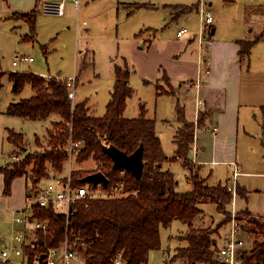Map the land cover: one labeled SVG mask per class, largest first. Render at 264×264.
I'll return each mask as SVG.
<instances>
[{"label":"crops","instance_id":"1","mask_svg":"<svg viewBox=\"0 0 264 264\" xmlns=\"http://www.w3.org/2000/svg\"><path fill=\"white\" fill-rule=\"evenodd\" d=\"M98 1L106 0H80L78 8L75 7L72 0H68L65 4L63 16L57 15L56 10L60 0H0V3L8 9L6 18L13 17L17 13L28 14L35 11L37 13V30L39 34L40 27L53 24L52 22L46 24L44 18H63L67 15L68 6L70 15L74 17L72 11L75 9L78 12L80 10L81 13L84 12L81 7L83 3L85 8L91 9L92 6L99 5L97 4ZM199 1L108 0L107 12H103L110 21L113 20V16L116 14V23H119L125 29L122 38L132 39L133 54L130 68L133 74L131 80L133 75H137L147 85H153L156 98H161L165 111L167 109L170 111V117L160 116V119L157 112L146 111L147 118L156 122V135L161 141L164 154L169 159L177 157L176 137L183 126L177 113L178 107H180L184 111L185 119L196 126L190 158L199 167L200 176L209 186L227 184L231 181L230 172L234 171L233 163H235L240 166V175L237 178L238 187L242 191L244 190L245 194L247 193L245 199L248 200L247 182L241 186L239 178L247 175L264 177V0H207L209 9L215 15V23L212 28L214 31L213 47L210 51L203 53L204 60L207 61L206 65L201 64V55L195 41V35L200 27ZM139 2L151 5L153 8L142 10L131 8L120 18L121 7L128 8L127 5ZM184 9L187 11L183 13L182 10ZM149 11L157 15L158 18L162 17L163 24L161 25L160 22L158 24L145 23L147 19L143 16ZM85 12L88 11L85 10ZM167 21L174 22L175 31L172 37L166 32L170 23L165 27ZM17 23L21 27L27 25L22 20L17 21ZM80 26L79 24L78 27ZM183 27H187L189 32L184 37L179 38L177 33ZM121 63L123 65L117 63L114 65V74L116 65L124 66L128 64L130 66L126 59ZM206 67L210 68L211 73L204 78L199 89L189 90L186 83L195 82ZM8 72H12V69ZM57 73L59 74L52 75L51 73L45 74V72L36 71V74L46 78L49 76L64 78L62 72ZM5 80H8L12 96L3 111V115L5 117L20 118L8 115L7 111L10 104L29 99L35 92L30 84H26L21 93L14 95L12 92L13 82L10 81L9 74L2 78L0 87L3 86ZM114 84L115 79L110 91V98ZM156 84L163 87L165 85L167 87H164L165 90L171 89L173 92L159 95L162 90L161 88L160 91L157 90ZM28 88L30 90L24 93ZM75 98L76 103L84 100L81 97L79 98L78 91ZM129 99L127 100L124 117L127 119L138 118L141 110H139V114H126ZM85 100L93 116L102 117L105 114L108 103H106L105 111L102 114V111L98 113L94 106L89 103V99ZM199 100L202 101L200 106L198 104ZM200 113L203 115L201 125L198 124ZM96 114L98 115L96 116ZM59 120L60 118L57 115H52L47 120L37 121H47L46 123L49 124L45 131V134H47L53 123ZM4 129L5 138H8L9 130L23 134L22 131H16V126H5ZM44 136L46 137V135ZM24 141L26 144V138ZM14 147L16 148V146ZM195 147L196 149H194ZM16 149H22L26 152L28 147ZM17 152L18 150H15L13 154L11 153L12 156L8 159L4 156L3 151L0 154V244L8 239L13 229L21 228L12 223V212L24 205L26 192L30 187L29 183L31 184V180L26 174V176L17 177L12 182L10 193L5 194L3 169L13 168V163L21 156H17ZM200 155L201 159L199 158ZM178 165L183 167L181 161L178 160L165 162L163 171H170L175 175L178 181L177 192L187 193L193 188L191 175L189 170L183 167L185 176L179 177L176 172V166ZM222 172L227 174L220 177ZM225 179V183H222ZM238 196L239 194L236 197ZM236 210L238 209L236 208ZM238 211H247L254 216H264V214L254 213L246 206ZM205 216L204 211L199 218H206ZM199 218L195 225L201 222ZM172 226H175V232L172 229L171 234L165 240L162 235L164 227L161 229L162 248L159 251L151 252L148 264H182L184 262V259H176L175 257L178 249L188 245L183 237L189 231V226L180 220H175L168 228ZM227 232L228 229L224 228L216 235L215 243L217 245L223 242ZM252 242L253 239L249 238V246Z\"/></svg>","mask_w":264,"mask_h":264},{"label":"trees","instance_id":"2","mask_svg":"<svg viewBox=\"0 0 264 264\" xmlns=\"http://www.w3.org/2000/svg\"><path fill=\"white\" fill-rule=\"evenodd\" d=\"M134 10L150 9L151 5L133 3ZM184 9L182 12H186ZM13 18L24 21L30 29L26 40L36 36L37 13L15 14ZM133 72L128 64L115 66V84L111 98L102 117L91 114L87 102L73 103L68 97L66 79L52 77L47 79L32 71L10 72L13 82L12 92L18 95L26 84H30L35 94L18 103L10 104L8 115L29 120H47L57 115L48 130V149L27 154L12 169H3L5 175V194L11 191L14 179L27 174L31 167L34 183L45 179L48 167L62 171L68 159L66 148L72 143H81L77 150L76 162L82 164L92 158L99 162L96 172H103L111 182H117L119 171L113 168L112 158L104 151L105 146H116L126 154H132L141 144L144 145V171L141 179L128 172L125 176V190L129 194L117 199H92L78 202L69 215L57 213L54 209L36 210V217L47 221L49 232L46 244L59 247L66 240L75 245L88 264H111L119 252L123 253L126 264H148L152 251L162 248L161 229L168 228L175 220L189 226L183 237L188 245L178 249L176 259H184L189 264H216L214 252L215 236L222 226L216 229L196 227L195 222L203 215L204 206L213 204L220 215H227V207L232 203L233 194L226 184L209 186L198 174L190 153L195 139V124L188 122L184 111L178 107V119L183 126L177 134V157L169 159L163 152L161 141L156 135V122L147 118L144 105L140 116L127 119L124 112L127 100L133 95L130 86ZM157 90L160 87L156 84ZM160 91L159 95H163ZM198 124H202L200 113ZM23 134L9 130L8 141L18 148L25 146ZM181 161L191 175L192 190L177 192L178 181L170 171H163L168 161ZM195 167L197 169H195ZM197 173L192 175L193 172ZM92 171L78 170L72 173L76 185ZM110 185L107 187L110 188ZM133 192H136L135 194ZM238 194L247 198L238 187ZM243 229L254 234L253 242L244 254V264H264V220L255 218L246 211L238 217ZM44 248V247H43Z\"/></svg>","mask_w":264,"mask_h":264},{"label":"rangeland","instance_id":"3","mask_svg":"<svg viewBox=\"0 0 264 264\" xmlns=\"http://www.w3.org/2000/svg\"><path fill=\"white\" fill-rule=\"evenodd\" d=\"M148 1L158 2L159 0ZM97 4L99 5L92 6V8L89 9L85 8V4L83 3L81 7L84 12L81 13V10L78 12L77 9H75L72 11L74 17L70 15L68 6L66 11L67 15L65 14L66 16L63 18H44L46 24L50 22L53 24L51 26L40 27L39 34L37 30L38 26H36V36L34 39L26 40V37L30 35L29 26L26 25L21 27L20 24L17 23V21L20 20L13 17L6 18L8 16V9L4 4L0 3V86L2 78L8 75L10 73L8 70L10 71L11 69L12 72L24 70V72H29L32 70L35 73L36 71H42L45 72V74L51 73L52 75H57L59 74L57 72H62L64 78L60 76H49L47 79L52 77L65 79L76 76L78 86L76 92L78 91L79 98L81 97V99L84 100L89 99V103L94 106L98 113L102 111L103 114L106 103L109 101L110 91L112 90L115 79L114 65L116 63L123 65L121 62L126 59L130 65L129 67H131V56L133 53L131 44L132 39L126 40L122 38L125 29L122 28L119 23H116V14H114L112 21H110L105 14L108 9V0L98 1ZM127 7L128 8L121 7L120 18H122L123 14H125L128 9L132 8L130 5H127ZM85 10L88 12H85ZM103 11H105V13ZM143 17L148 20H146L145 23L158 24L160 22L161 25L163 24L161 20L162 17L158 18V16L152 14L151 11L144 14ZM169 22L170 21L166 22L165 27ZM42 24L41 21V25ZM79 24L81 25L80 27H78ZM174 31V22H170L166 32L172 37ZM23 56L33 57L34 61L18 69H14L12 66L13 61ZM131 86L134 88L135 94L128 101V110L126 114H139L141 105H144L147 112H157L159 119L160 116L170 117V111L168 109L165 111L166 109L163 108L161 98H156L153 85H147L137 75H133ZM158 86L164 93L173 92L171 89L165 90V88H167L165 85V88L160 86V84H158ZM0 88V154L3 151L5 154L4 156L8 159L12 156L10 155L11 153L13 154L15 150H18L16 155L21 156L13 163V165H16L19 164L27 154L42 152L48 149V132L45 134V131L46 128L49 127V124L46 123L47 121L43 122L28 119L23 120L25 118L5 117L3 111L12 96L8 80H5L3 86ZM29 90L30 88L26 89L24 93ZM72 102L75 104L77 102L76 98ZM97 115L98 114H96V116ZM5 126H16V131H22L26 138L24 147H28L26 152L22 149H16L18 147L15 148L14 145L8 141V138H5ZM44 135H46V137ZM199 158H202L201 155ZM99 165V162L92 158L79 164L76 162V155L72 158L68 156L67 161L64 163L63 170L58 172L55 171L53 167L49 166L46 178L51 177V175L54 176V174H65L69 172L70 169L72 173L74 170L96 172L99 169ZM194 166H196L195 163ZM183 167L179 165L176 166V172L179 177L185 176ZM196 167L195 169L199 168ZM30 170L31 167L25 168L27 177L32 180ZM197 171L199 174V169H197ZM196 173L197 172L194 171L192 175L194 176ZM220 174V177H223L227 173L222 172ZM230 177L231 180H233V171L230 172ZM47 181H42V184H46ZM225 181L226 179L222 183H225ZM239 181L241 186L243 183L247 182L249 199L247 200L243 196L240 197V195L236 197V208L240 210L243 206H246V208H249L256 214H264V177L247 175L240 177ZM230 183L231 181L227 182L226 186L228 187ZM133 193L135 194L136 192ZM126 196L127 194L125 197ZM232 209L233 205L231 203L227 207L228 216H223L218 214L215 205L208 204L204 206L206 218H199L201 222L199 224L196 223L198 226H195L212 229L222 226L221 229H228L232 218ZM238 210V217L246 213V211L239 212ZM261 217L264 216H255L257 219ZM172 229L175 232V226L163 229L162 235L164 240L171 234ZM245 232L249 235L248 238L254 239V234L248 231ZM215 237L217 238V236Z\"/></svg>","mask_w":264,"mask_h":264},{"label":"built area","instance_id":"4","mask_svg":"<svg viewBox=\"0 0 264 264\" xmlns=\"http://www.w3.org/2000/svg\"><path fill=\"white\" fill-rule=\"evenodd\" d=\"M68 0H60L57 6V15L63 16L65 4ZM76 8L79 7L80 0H72ZM198 13L200 16V27L195 35L198 44V51L201 55V64H207L203 53L210 51L213 47L212 28L215 23V15L209 9L207 0H200ZM189 32L187 27L181 28L177 36L184 37ZM33 57H20L13 61L12 66L18 69L33 62ZM25 71V70H24ZM17 71V72H24ZM211 73L206 67L195 82L186 83L189 90L199 89L204 78ZM69 88L68 97L73 101L76 97L77 82L76 76L65 78ZM199 106L202 101L199 100ZM81 143L72 142L66 152L71 158L77 155V150ZM196 149V147L194 148ZM76 153V154H75ZM72 166V164L70 163ZM233 180L228 189L233 194L232 218L229 223L227 235L220 245L216 244L214 261L216 264H244V254L248 250L249 235L244 231L241 220L237 215L235 199L238 195L237 178L240 175V166L233 163ZM120 181L111 182L110 188L104 187L102 183L94 186L92 183H82L76 185L72 179V170L65 174H54L51 177L42 179L34 183L31 179L30 187L27 189L24 205L12 212V223L20 226V229H13L6 241L0 244V264H88L86 257L80 253L75 245L66 240L59 247H49L46 244V235L49 232L47 221L36 217L38 208H52L57 213L69 215L78 202L92 199H117L129 194L125 190V176L127 170L120 169ZM48 180L46 184L42 181ZM264 220V217H261ZM1 221V216H0ZM44 247V248H43ZM44 255V258H42ZM111 264H126L123 253L119 252ZM182 264H189L184 260Z\"/></svg>","mask_w":264,"mask_h":264},{"label":"water","instance_id":"5","mask_svg":"<svg viewBox=\"0 0 264 264\" xmlns=\"http://www.w3.org/2000/svg\"><path fill=\"white\" fill-rule=\"evenodd\" d=\"M212 33L214 31L212 30ZM104 151L112 158L115 170L125 169L132 173L137 179H141L144 171V145L141 144L132 154L128 155L116 146H105ZM82 183L90 182L94 186L102 183L104 187L109 184L108 177L101 171L87 175ZM44 258V255H42Z\"/></svg>","mask_w":264,"mask_h":264}]
</instances>
